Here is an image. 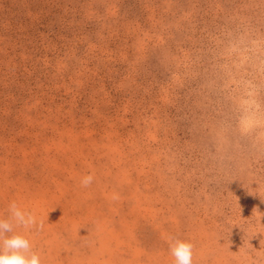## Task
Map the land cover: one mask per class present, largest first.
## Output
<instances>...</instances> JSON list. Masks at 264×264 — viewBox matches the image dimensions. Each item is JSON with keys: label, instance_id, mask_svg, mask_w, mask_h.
I'll use <instances>...</instances> for the list:
<instances>
[{"label": "rangeland", "instance_id": "374dc122", "mask_svg": "<svg viewBox=\"0 0 264 264\" xmlns=\"http://www.w3.org/2000/svg\"><path fill=\"white\" fill-rule=\"evenodd\" d=\"M11 201L43 264H264V0H0Z\"/></svg>", "mask_w": 264, "mask_h": 264}, {"label": "clouds", "instance_id": "9594fccd", "mask_svg": "<svg viewBox=\"0 0 264 264\" xmlns=\"http://www.w3.org/2000/svg\"><path fill=\"white\" fill-rule=\"evenodd\" d=\"M93 179V175H87L82 178L81 185L88 187ZM36 226L34 212L28 211L17 201L10 202L7 217L0 215V264H43L41 254L34 250L27 235ZM43 226V222H40L39 228L43 229ZM169 247L175 258L174 264H193L194 246L191 242L175 239Z\"/></svg>", "mask_w": 264, "mask_h": 264}]
</instances>
